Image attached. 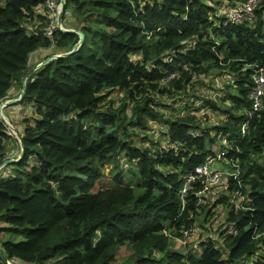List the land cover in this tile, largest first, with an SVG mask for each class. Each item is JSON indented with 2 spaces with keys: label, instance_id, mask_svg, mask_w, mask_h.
<instances>
[{
  "label": "trees",
  "instance_id": "trees-1",
  "mask_svg": "<svg viewBox=\"0 0 264 264\" xmlns=\"http://www.w3.org/2000/svg\"><path fill=\"white\" fill-rule=\"evenodd\" d=\"M44 1L0 0V100L20 88L34 51L49 49L46 57L78 43L79 34L58 27L45 35L46 16L38 11ZM241 2L65 1L62 23L84 39L71 55L52 58L27 76L24 99L34 102V111L22 119L23 152L1 168L7 175L0 178V249L9 260L112 264L124 246L120 264H240L252 255L250 264H264V94L258 111L248 113L253 75L264 73V0L252 20L227 21L225 11ZM69 17L75 25L63 21ZM213 68L231 75L233 91L226 83L220 99L192 94L195 75ZM116 88L123 91L120 105L110 99L101 108L104 91ZM156 94L197 101L183 103L182 113H166L154 106L162 103ZM203 108L223 118L202 122L191 110ZM152 120L164 127L163 144L134 142L132 135ZM5 129L0 120V163L10 155ZM221 139L227 146L220 152L237 174L217 185L234 192L236 202L215 186L203 198L227 207L225 223L234 230L221 228L222 250L205 236L196 255L186 247L198 236L193 219L203 206L196 204L199 183L184 202L179 190L184 174L214 157ZM120 154L128 172L134 164L140 176V195L121 172L99 182L104 164ZM186 230L195 234L185 251L173 250L168 239Z\"/></svg>",
  "mask_w": 264,
  "mask_h": 264
},
{
  "label": "rangeland",
  "instance_id": "rangeland-1",
  "mask_svg": "<svg viewBox=\"0 0 264 264\" xmlns=\"http://www.w3.org/2000/svg\"><path fill=\"white\" fill-rule=\"evenodd\" d=\"M214 2H217V0H213ZM226 7V6H225ZM223 8V5L221 4L219 6V9ZM69 16V14L67 15ZM63 21L70 23V25H75L76 24V20L72 19L69 17L66 20L63 19ZM63 26H65L64 23H62ZM69 25V24H68ZM73 28V27H72ZM50 50L49 49H38L36 51H34L31 54V57L29 59V66L32 67L38 63H40V61L45 58L44 56L47 55V53H49ZM88 53H91V51H89ZM196 79L197 82L193 83V90L192 89H188L192 94H199V95H203L206 94L208 96H210L211 98H222L224 96V92H223V88L225 87L226 83H229L230 85V80H231V75L228 74L226 71H218L216 70V68H213L212 71L209 72L208 75H195V78H193V80ZM18 85L13 87V92L11 93V96L8 97H13L16 96L19 92ZM229 89L231 91H233V86L230 85ZM104 92H108L106 97L101 101V108H106L108 106V100H112V106L116 107L118 105H120V103L122 102L123 99V91L116 88L113 89L111 91H104ZM155 99H157L159 102H162L161 104H169L168 107H164L161 104H157L154 105L156 108H165L164 111L166 113H172V114H176V113H182L183 112V107L181 105H183V103L185 102H190L193 100V102H190V104H192V106H194V102L197 101L196 97L194 96H188L185 99H177V100H172L170 98H167L165 96L160 97L159 94L155 95ZM130 105L132 104V102H129ZM19 108H15L16 104H12V105H8L3 107L2 112L4 114V112L6 113L8 111V109L11 107L12 110L14 111V117H10V121L12 123V125L14 126L16 132L18 134L22 133V129H23V125H22V119L26 118L28 116H30L33 113V106H34V102L30 101L29 99H24L23 101L19 102ZM17 104V105H18ZM180 104V106H178ZM171 105H175L178 106V111H173L170 110V106ZM190 106V107H192ZM194 114H196L201 120L202 122H207L210 124H213L214 122H216L218 119H222L223 117L220 116L217 112H213L210 109L207 108H203L200 109L198 111H194L191 110ZM128 116H126L124 119L125 121L130 120L129 114H130V109L128 108L127 110ZM6 116V115H5ZM164 130V127L161 125L160 122L156 121V120H152L149 122L148 128L147 129H141L139 132L140 134H136L135 136L132 135V139L134 140V142H136L139 145H147L151 142L155 143V142H161V144H163L164 140L161 137V131ZM145 136L144 139H142V136ZM15 137L11 136V140L9 142L12 143L11 147L15 146ZM17 145H18V140L16 139ZM10 143V144H11ZM226 144H225V140L221 139L219 141L216 142L215 146L213 147L214 150V160H213V164L220 169L223 170H228V171H232L234 170L235 167V163H229V161H227L225 159L224 156L217 158L218 153L221 150H226ZM118 161V166H115V164L113 163V161ZM133 166H131L132 170H129L130 173L128 172L127 168L130 166L128 165L126 159L124 158V155L122 156V154H120V156H118L115 159L109 160L108 162H106L104 164V168H105V176L103 178L100 179L99 182H101L102 184L108 182L116 173L121 172L123 174V180L125 183H128L127 185L129 187H131L133 189L134 195H140L143 191L141 185H140V176L137 172V170L134 167V164H132ZM234 166V167H233ZM7 174L5 173L4 170H0V178L5 177ZM216 191H218V194H223L225 197H227V200H230L231 202H236V198H234L233 196L235 195L234 192H230L228 191L226 188H224L223 186L217 185L215 186ZM211 198V197H210ZM205 204V205H204ZM214 202L211 201H206L204 203H202L203 206L199 207L198 210V214L194 216L193 219V225L195 226L196 230H197V234L198 236L195 237V240L192 244H190V247H186L184 246L185 243V237H177V238H169L168 242L171 243V247L173 250H177L178 252H183L185 251V247L187 248H192L193 252L198 255L200 248H201V244H200V240L205 238V236H208V238L211 239V241L214 243L215 246H217L218 248H220L221 250L223 249V245H224V237L223 234L221 233V228H227L226 231H230L232 232L234 230L232 225H228L227 223H225V217H226V211H227V207L223 204H217L215 207L213 206ZM229 206V204H228ZM209 210V211H208ZM211 210V211H210ZM220 233V234H219ZM213 234V235H212ZM222 234V235H221ZM200 239H199V238ZM5 238H9L13 241H17L20 238L19 237H13L11 235H7L5 236ZM189 244V242H188ZM195 245V246H194ZM128 251V248L126 247H122L120 248L119 251L116 252L115 258L112 261V264H120L124 258L125 255ZM255 255H252L248 258H246V260L244 262H241L240 264H250L252 262V260L255 258ZM17 264H26V263H22L19 260H14Z\"/></svg>",
  "mask_w": 264,
  "mask_h": 264
},
{
  "label": "built area",
  "instance_id": "built-area-1",
  "mask_svg": "<svg viewBox=\"0 0 264 264\" xmlns=\"http://www.w3.org/2000/svg\"><path fill=\"white\" fill-rule=\"evenodd\" d=\"M260 1L261 0H244V2H241L233 7L228 8L225 11L227 16L226 20L230 22H236L241 20H252L254 18L255 8L257 7ZM60 7H61V3L59 0H45L43 7L38 8V11H40V13L46 16L45 21L47 24L44 27L45 29L44 33L48 37H51L52 32L57 28L56 18ZM63 13L65 14L68 13V10L67 9L65 10L64 8L62 14ZM262 71L263 70H260L259 72H256L253 75L254 83L249 92V97L251 99V109L248 112L249 115L255 111H258V109L261 106V99L264 94V73ZM245 126L246 124H243L242 128H244ZM5 130L9 136L14 137L13 132L9 128L6 127ZM221 156H223L222 152L218 153L217 158H220ZM214 158L215 157L206 158L203 162L196 165L192 170H188L184 174L183 186L179 190L180 198L182 202L185 201L188 190L192 188L195 182L199 183V189L195 193L196 204H199L204 202L203 196L208 195L211 192L212 188L217 184L221 183L223 179L226 178V176L231 174L233 175L237 174V171H233V170L228 171L217 168L213 164ZM1 168H5V165L0 167V169ZM182 234L183 236L181 237H185V241H186L187 238L193 237V235L195 234V230H186ZM263 256H264V250H263ZM9 262L11 264H17L16 262L11 260H9Z\"/></svg>",
  "mask_w": 264,
  "mask_h": 264
},
{
  "label": "water",
  "instance_id": "water-1",
  "mask_svg": "<svg viewBox=\"0 0 264 264\" xmlns=\"http://www.w3.org/2000/svg\"><path fill=\"white\" fill-rule=\"evenodd\" d=\"M59 1L61 3V7L59 9V12L57 13V18H56L57 27L60 30L65 31V32H74V33L79 34L78 43H77V45L73 49H71L69 51H61V52L52 53V54L46 56L45 58H43L40 61V63H38V64L30 67L28 69V71L26 72V74L23 76L22 80H21V85H20V89H19L18 94L16 96H14V97H6L5 99L0 100V120L4 123L5 127L9 128L13 132L14 137L17 138L18 145H19V153H18V155L16 157H8V158H5L0 163V167H2L4 165H7V164H9L11 162H14L16 160H18L21 157L22 152H23V144H22L21 136H19V134L16 132L15 128L10 123V121L7 118V116H5V114H3V112H2L3 107L8 106V105H12V104H18L19 102L23 101L24 95H25V82H26V78H27L28 75L31 74V72H33L35 69L39 68L40 66H42L44 63H46L48 60H50L52 58H57V57H63V56L71 55L73 52H75L78 49L79 45L82 43V41L84 39V34L79 29H75V28H71V27H64L61 24V21H62V11L64 9L65 1L66 0H59ZM0 258H1V260L3 262H5L7 264H11L9 262V259L5 256V254L3 253V251L1 249H0Z\"/></svg>",
  "mask_w": 264,
  "mask_h": 264
},
{
  "label": "crops",
  "instance_id": "crops-1",
  "mask_svg": "<svg viewBox=\"0 0 264 264\" xmlns=\"http://www.w3.org/2000/svg\"><path fill=\"white\" fill-rule=\"evenodd\" d=\"M71 27V26H70ZM14 97V96H13ZM15 108H19V104L17 105L16 104V107H14V109ZM4 114L7 116V118H8V120L10 121V117H14V111L12 110V108L10 107L9 109H8V111L5 113L4 112ZM10 123H11V121H10ZM12 124V123H11ZM14 127V126H13ZM21 134L22 133H20L19 134V136H21ZM17 139V138H16ZM16 139H15V146L14 147H11L12 146V143L11 142H9L8 141V146L10 147V149H9V153H10V155H9V157H13V156H17L18 155V153H19V146L17 145V142H16ZM11 143V144H10ZM17 146H18V148H17ZM211 197V196H210Z\"/></svg>",
  "mask_w": 264,
  "mask_h": 264
}]
</instances>
